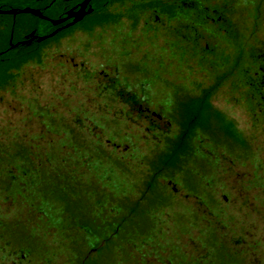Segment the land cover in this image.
<instances>
[{
	"label": "rangeland",
	"instance_id": "374dc122",
	"mask_svg": "<svg viewBox=\"0 0 264 264\" xmlns=\"http://www.w3.org/2000/svg\"><path fill=\"white\" fill-rule=\"evenodd\" d=\"M185 2L167 8L190 10L184 16H130L115 4L108 26L57 38L36 60L0 64V170L11 162L18 174L16 185L5 180L15 189H2L0 176V264H79V255L81 264H264V104L253 96L261 83L264 91V63L239 59L240 75L216 78L211 115L222 119L209 131L179 125L189 92L228 69L240 38L254 34L247 48L258 55L264 0L200 3L221 16ZM111 75L108 93L98 84ZM118 90L145 92L136 111L112 97ZM225 118L237 128L222 129ZM232 131L247 139L240 148ZM174 140L182 151L166 167L164 145ZM46 202L66 216L42 214ZM133 210L128 236H116L119 222H107ZM85 222L109 225L112 236L95 245Z\"/></svg>",
	"mask_w": 264,
	"mask_h": 264
},
{
	"label": "flooded vegetation",
	"instance_id": "af4514ba",
	"mask_svg": "<svg viewBox=\"0 0 264 264\" xmlns=\"http://www.w3.org/2000/svg\"><path fill=\"white\" fill-rule=\"evenodd\" d=\"M173 1L177 6H183L185 0H0V64H18L16 60L20 57L27 60L32 57V60H36L39 53L57 44V38L80 29L87 31L88 28L98 25L102 15L118 17L117 15L125 11L130 16H139L147 14L151 6L157 9L154 11L155 16L158 12L184 16L190 11L168 10L167 6ZM115 4L120 14L112 10ZM80 13L82 14L79 17ZM51 33L53 34L50 36ZM47 35L49 37L39 40ZM246 35L249 37L251 34ZM247 43L246 37L242 45ZM260 57L264 59V53ZM258 97L262 98L264 104V91L259 90Z\"/></svg>",
	"mask_w": 264,
	"mask_h": 264
},
{
	"label": "trees",
	"instance_id": "16d2710c",
	"mask_svg": "<svg viewBox=\"0 0 264 264\" xmlns=\"http://www.w3.org/2000/svg\"><path fill=\"white\" fill-rule=\"evenodd\" d=\"M188 108L186 109L185 113H184V117L183 121H182V128L183 130H186L185 128L188 127L190 130L189 131H193V130H197L200 129L202 131L205 130H210V123H211V104L209 102V97L208 100L206 98V102L205 104L202 103H187L186 105ZM188 133V134H187ZM190 136L191 133L190 132H186L184 135ZM179 149H181V146L179 147L178 143H174L168 146V151L166 153V157L162 160L165 164L166 167L168 165L170 166H174L177 163V160L179 159L178 154H179ZM182 151V149H181ZM4 164V166L2 165V170H0V176H1V180L2 182H4L5 184V180L7 177H10L11 180H18L17 177L15 178L14 175H12V163L11 162H5V163H1ZM6 167V168H5ZM41 182V181H40ZM15 185L16 182L14 181ZM6 185V184H5ZM13 188L8 187L7 185L4 186L2 185L1 188L2 189H15V186ZM150 190V189H149ZM159 194H161V199H164V194L163 191H159ZM47 204V205H46ZM55 205H62L66 207V204H63V202L61 201L60 203H55ZM67 208V207H66ZM42 214H49L47 215L48 217H50L51 219H59L62 215L66 216L65 211L62 209V207H55L54 205H51L50 203H45V207L41 208ZM123 214L125 212H122ZM139 214V210H133L131 215L129 214V212L125 213V215H123L122 217H117L115 219H113V222H107L109 225L113 226L114 222L116 220V222H119L116 225H119V228L117 230V228L115 229L116 231V236H121V235H126V230L124 229L125 225L128 224V219H131L132 217H134L133 215L137 216ZM146 215V214H145ZM121 216V214L119 215ZM78 220H86L85 214H81L78 218ZM62 220V218H61ZM60 220V221H61ZM56 221H53V226L56 227L58 226V224H54ZM84 228H85V233H88L87 235L90 236V238L94 239V244L96 245L98 243L97 240V236L99 235H104L106 238L111 237V233L109 232L108 228L109 225L107 224H103V225H86V222L84 223ZM124 227V228H123ZM123 228V229H122ZM122 229V232L119 233V231ZM41 241H44V239H40ZM106 243V242H105ZM54 247H60L61 246V242L55 240L53 241ZM85 259L86 257L83 255H79L76 259L77 262H83L85 263ZM81 264V263H79ZM195 264V263H194Z\"/></svg>",
	"mask_w": 264,
	"mask_h": 264
}]
</instances>
